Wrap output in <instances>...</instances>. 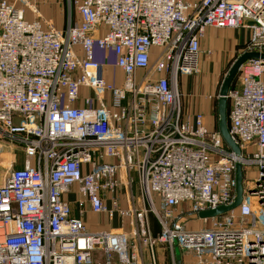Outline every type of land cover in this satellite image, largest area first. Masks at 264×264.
Listing matches in <instances>:
<instances>
[{
	"label": "built area",
	"instance_id": "1",
	"mask_svg": "<svg viewBox=\"0 0 264 264\" xmlns=\"http://www.w3.org/2000/svg\"><path fill=\"white\" fill-rule=\"evenodd\" d=\"M67 5L78 20L55 31L28 0H0V141L26 161L0 170V264H158V245L210 264H264V60L244 63L226 94L239 155L203 115L184 118L178 89L180 75L200 73L206 28L247 30L242 53H264V0ZM96 51L113 55L119 85ZM237 164L242 183L254 181L240 204L200 219L209 228L175 229L184 215L233 202ZM73 186L80 215L88 205L127 219L132 236L88 231L64 198Z\"/></svg>",
	"mask_w": 264,
	"mask_h": 264
},
{
	"label": "crops",
	"instance_id": "2",
	"mask_svg": "<svg viewBox=\"0 0 264 264\" xmlns=\"http://www.w3.org/2000/svg\"><path fill=\"white\" fill-rule=\"evenodd\" d=\"M35 12L39 14L55 31H63L69 21L76 22L78 15L74 9L68 8L67 0H29ZM188 3L197 2L199 0H186ZM35 14L30 8L25 9V17L28 20H34ZM235 30V31H234ZM249 33L244 29H225L219 30L214 28H206L200 39V48L202 51L200 60V73L196 76L187 77L180 75L178 77V89L181 96L182 114L185 119L193 118L196 114H201L204 117V124L209 130L217 128L214 120V95L216 91V83L223 68L224 61L228 60L232 55L233 48L239 45H244L248 40ZM206 50H210V55L206 54ZM156 50L152 53L155 54ZM96 59H105L108 63H113V55L108 53L105 55L96 51ZM154 56L152 55L151 61ZM113 58V59H112ZM120 74V73H119ZM121 77V74H120ZM156 77V76H155ZM108 78V77H107ZM108 80V79H107ZM113 84L119 85L120 81H112ZM218 98V96H217ZM9 154L15 152L8 151ZM23 155V153H22ZM24 157V155H23ZM20 167H24L25 158L21 160ZM135 187V196L137 197L138 190ZM70 194H66L64 198L72 205V216L80 217L84 222L86 229L90 232L108 231V230H121L122 232L132 236L129 220H120L116 215L113 219H108L104 214L92 213L88 205L84 206V213L80 215L77 205L78 196L76 195V186H73ZM122 205V201L120 203ZM107 207L111 204L107 201ZM187 216V215H184ZM183 216V217H184ZM152 218V217H151ZM150 222L153 224V221ZM153 219V218H152ZM203 220L192 219L183 223L185 228L201 229V225L197 228L192 227L191 223H201ZM127 222L128 228H125L122 223ZM152 235L156 233L155 227H151ZM161 247V248H159ZM175 250L180 249L176 246ZM170 249L167 246H157L155 248L156 258L157 253L160 257L158 264L163 263V251ZM144 255V253H143ZM144 257V256H143ZM145 259V257H144Z\"/></svg>",
	"mask_w": 264,
	"mask_h": 264
},
{
	"label": "rangeland",
	"instance_id": "3",
	"mask_svg": "<svg viewBox=\"0 0 264 264\" xmlns=\"http://www.w3.org/2000/svg\"><path fill=\"white\" fill-rule=\"evenodd\" d=\"M28 3L30 4L31 7L32 4L30 3V1L28 0ZM235 31V30H234ZM243 47L244 45H239L233 48L232 51V55L230 56V58L226 61H224L223 64V68L222 71L220 73V76L218 78V81L216 83V91H215V95H214V120L216 122L217 125V120H218V115H217V96H218V92L220 89V85L223 81V79L226 77L227 72L231 66V64L233 63V61L240 56V54H242L243 51ZM210 50H206V54L210 55ZM113 59V58H112ZM105 70V77L106 80L108 79L109 82L112 81H121V77H120V70L115 68L113 63H108L106 62V65L104 67ZM120 73V74H119ZM240 72L238 71L236 76L234 77L233 81L231 84H233L235 82V80H237L239 78ZM108 77V78H107ZM89 94V93H88ZM181 98V96H180ZM127 101H125L123 104H126ZM15 152L14 154H9V152ZM23 155L21 153V151L17 150V148L12 145L9 144L8 142H4V141H0V170L2 173H6L10 170L13 169H17V168H21L20 163L23 162L21 160H23ZM243 186V190L244 191H248L250 188H252L254 186V181H250L249 178L248 180L244 181L242 183ZM133 190L135 192V187H133ZM122 207L125 209H129L130 208V204L128 205V202L125 203L122 202ZM150 215H152V218L154 217L152 213H149ZM151 221L155 218L152 219ZM156 221V219H155ZM122 225L125 228L129 227V224L127 222L122 223ZM192 227L197 228L198 225H201L204 228H209L211 226V220H205L202 221L201 223H191L189 224ZM155 230H156V234L158 235L160 233V225L159 223L156 221V224H154ZM157 235H153L154 237H157ZM160 246V245H158ZM161 248V247H159ZM164 255H163V263L162 264H177V260L180 261V264H210V259L209 256L204 255L201 259L195 254V252L193 250H185V249H167V250H162ZM157 257H158V262H159V255L157 253ZM160 264V263H159Z\"/></svg>",
	"mask_w": 264,
	"mask_h": 264
},
{
	"label": "water",
	"instance_id": "4",
	"mask_svg": "<svg viewBox=\"0 0 264 264\" xmlns=\"http://www.w3.org/2000/svg\"><path fill=\"white\" fill-rule=\"evenodd\" d=\"M250 59L256 60H264V53H257V52H244L238 56L233 63L231 64L226 77L223 79L220 89L218 92V99H217V129L220 133V136L223 142L228 146V148L235 154H240L239 147L235 144L231 136L229 135L228 128H227V120H226V94L227 91L236 76L237 72L239 71L240 67L246 63ZM252 191V189H249ZM243 193L242 187V171L239 164L236 165V194L233 202L227 206H221L213 210H208L204 212H200L198 214H191L184 217H181L177 220L175 229H178L179 226L186 221L192 219H207V218H214L221 216L231 210H234L241 202ZM177 264H180V261L177 260Z\"/></svg>",
	"mask_w": 264,
	"mask_h": 264
},
{
	"label": "trees",
	"instance_id": "5",
	"mask_svg": "<svg viewBox=\"0 0 264 264\" xmlns=\"http://www.w3.org/2000/svg\"><path fill=\"white\" fill-rule=\"evenodd\" d=\"M227 115H228V105L226 104V120H227ZM228 126H229V124H228V121H227V128H228ZM154 224H156V221L155 220L153 221V224L151 223L152 229H153ZM153 235H155V234H153Z\"/></svg>",
	"mask_w": 264,
	"mask_h": 264
}]
</instances>
